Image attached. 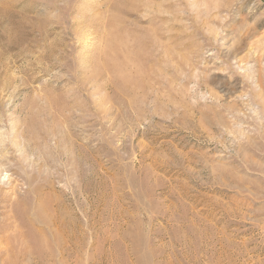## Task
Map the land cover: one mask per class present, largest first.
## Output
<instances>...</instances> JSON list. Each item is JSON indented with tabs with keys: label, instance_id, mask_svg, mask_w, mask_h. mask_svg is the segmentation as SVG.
<instances>
[{
	"label": "rangeland",
	"instance_id": "374dc122",
	"mask_svg": "<svg viewBox=\"0 0 264 264\" xmlns=\"http://www.w3.org/2000/svg\"><path fill=\"white\" fill-rule=\"evenodd\" d=\"M0 264H264V0H0Z\"/></svg>",
	"mask_w": 264,
	"mask_h": 264
}]
</instances>
